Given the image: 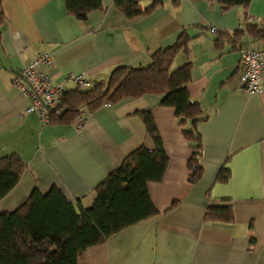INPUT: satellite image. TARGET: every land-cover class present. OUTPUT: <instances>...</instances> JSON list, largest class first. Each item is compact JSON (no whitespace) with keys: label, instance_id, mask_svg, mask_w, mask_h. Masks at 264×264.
<instances>
[{"label":"crops","instance_id":"1","mask_svg":"<svg viewBox=\"0 0 264 264\" xmlns=\"http://www.w3.org/2000/svg\"><path fill=\"white\" fill-rule=\"evenodd\" d=\"M133 1L160 6L127 20L111 0H103L102 11L79 21L67 13L63 0L0 2V157L14 153L26 163L17 185L0 200V212L15 211L34 189L45 195L51 188L88 207L95 186L126 155L140 146L154 148L137 115L149 111L168 159L162 182L148 186L161 213L88 249L79 264H264V93L248 96L242 89L239 50L225 44L217 51L213 44L217 31L231 33L264 21V0L227 12L215 0H176V6L173 0ZM182 30L191 37L186 90L205 117L195 128L203 147V175L195 186L187 182L191 150L173 111L160 106L163 95L103 106L70 125L42 124L37 114H22L29 101L11 78L37 54H51L53 83H63L68 73L83 74L89 88L107 81L120 65H148L150 55L173 44ZM248 43L264 49V41L247 38L240 48ZM184 62L179 51L172 66ZM225 164L229 180L215 183ZM210 205H230L234 223H203Z\"/></svg>","mask_w":264,"mask_h":264},{"label":"trees","instance_id":"2","mask_svg":"<svg viewBox=\"0 0 264 264\" xmlns=\"http://www.w3.org/2000/svg\"><path fill=\"white\" fill-rule=\"evenodd\" d=\"M63 1L67 13L79 21L103 10V0ZM215 1L222 12L234 7L246 9L250 2ZM111 3L127 20L147 16L160 6L156 1L146 6L133 0H111ZM173 3L177 5L176 0ZM243 38L264 41V21L259 25H245L231 33L215 32L214 48L220 51L227 44L232 50H240ZM190 41L191 37L182 30L173 44L150 55L148 65H120L111 71L105 82H95L89 88L66 90L57 107L49 111L48 124L70 125L82 113L95 112L104 104L116 105L125 99L148 94L163 95L160 106L173 111L181 135L191 150L187 182L190 187L195 186L203 175L200 166L202 141L195 128L197 123L205 121V117H202L200 105L189 99L186 90L191 81ZM179 51L184 52L185 62L170 71ZM137 115L153 140L154 148L140 146L126 155L120 166L95 186L88 207L69 202L57 188H51L45 195L34 189L15 211L0 212V264H79L88 249L102 246L111 236L161 213L149 198L148 186L162 182L168 159L150 112ZM25 169L26 163L14 153L0 157V200L17 185ZM229 178L230 170L225 164L217 172L215 183L224 184ZM221 201L225 202L224 199ZM177 203V200L172 202L165 211ZM202 222L233 224L232 207L207 206ZM254 243L251 234V249Z\"/></svg>","mask_w":264,"mask_h":264},{"label":"built area","instance_id":"3","mask_svg":"<svg viewBox=\"0 0 264 264\" xmlns=\"http://www.w3.org/2000/svg\"><path fill=\"white\" fill-rule=\"evenodd\" d=\"M210 31L216 30L210 28ZM51 65V54L40 53L13 72L11 78L13 86L29 101L22 114L35 113L42 124H48V113L59 104L62 94L68 90L66 85L79 89L88 87L83 74L68 73L63 83H53L49 73ZM237 79L248 96L264 93V49L253 48L248 43L239 50Z\"/></svg>","mask_w":264,"mask_h":264},{"label":"rangeland","instance_id":"4","mask_svg":"<svg viewBox=\"0 0 264 264\" xmlns=\"http://www.w3.org/2000/svg\"><path fill=\"white\" fill-rule=\"evenodd\" d=\"M177 68V67H176ZM175 67H171V69H170V71H173L174 69H176ZM90 204H88V206H89Z\"/></svg>","mask_w":264,"mask_h":264}]
</instances>
